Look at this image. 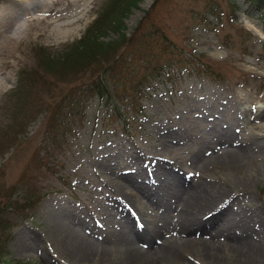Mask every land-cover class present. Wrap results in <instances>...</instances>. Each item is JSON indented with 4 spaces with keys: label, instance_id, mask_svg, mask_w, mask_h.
I'll return each mask as SVG.
<instances>
[{
    "label": "rangeland",
    "instance_id": "374dc122",
    "mask_svg": "<svg viewBox=\"0 0 264 264\" xmlns=\"http://www.w3.org/2000/svg\"><path fill=\"white\" fill-rule=\"evenodd\" d=\"M85 1L0 0V203L12 200L0 213V264H47L37 246L56 258L68 254L59 244L81 255L78 239L62 234L69 225L83 234L92 226L95 237L118 245L127 230L104 185L123 173L156 171L166 160L181 176L231 189L220 211L229 205L240 215L264 218V27L256 13L245 0H140L122 15L120 34L134 37L122 54L132 63L104 75L109 96L89 95L86 85L102 66H88L75 77L39 76L32 95L16 102L20 72L30 76L45 53L79 40L111 0ZM34 11L16 33L8 32L12 20ZM117 37L111 31L104 40ZM159 65V75L134 89ZM205 65L208 75L200 71ZM74 94L82 106L61 100ZM58 109L74 112L53 124ZM240 144L239 164L217 165L207 157ZM141 200L163 231L178 219L174 206L168 212ZM230 209L212 216L203 232H183L182 238L210 240L208 232L217 231V240L226 242V234L238 230ZM259 231L264 252V221ZM195 260L207 264L202 256Z\"/></svg>",
    "mask_w": 264,
    "mask_h": 264
},
{
    "label": "bare ground",
    "instance_id": "6f19581e",
    "mask_svg": "<svg viewBox=\"0 0 264 264\" xmlns=\"http://www.w3.org/2000/svg\"><path fill=\"white\" fill-rule=\"evenodd\" d=\"M88 1L90 0L84 4ZM37 13L31 12L28 17ZM24 18L25 16H22L20 19ZM246 26L255 29L249 21H246ZM56 30L58 34H67L70 31L61 28ZM241 152L240 144L233 151L216 152L207 157L213 164L226 163L233 166L235 163L239 164ZM196 162L198 166L205 164L204 161ZM118 165L119 163L114 164L113 169L116 170ZM172 165L169 160L162 161L156 171L142 168L123 173L113 180L115 183L111 181L104 185L106 189L109 187L114 205L120 208L123 225L127 230L124 241L109 246L106 241L94 236L92 226L89 227L90 232L86 234L80 231L76 233V229L71 225L65 226L62 234L65 238H77L82 254L68 249L69 246L59 244L60 253L64 254L66 251L68 254L56 258L45 248L37 246L39 250L41 249V255L46 263L96 264L99 261L98 264H197L195 259L202 256L206 258L207 264H264L261 245L263 237L259 231L260 222L264 221V218L252 213L247 214L245 211L246 214L240 215L233 208L230 209L229 205L220 211L228 204L231 189L207 183L195 174L184 173L181 176ZM198 166L195 168H199ZM141 197L144 201L150 202L148 207H170L166 211L171 212L174 206L173 211L178 219L176 218L166 231H163V227L156 224L152 215H146L147 207L142 205ZM151 201L155 204H151ZM227 209L233 213L238 230L226 234V242L217 240L215 236L220 234L217 231L208 232L212 237L210 240L192 241L182 238L183 232L196 233L198 230L203 232L212 216L225 213ZM218 210L219 212L215 213ZM211 213L212 215L207 217ZM144 219H147L146 223ZM174 225L178 226V230L171 231ZM158 235H161L162 242L157 238ZM138 241L143 245L139 246ZM188 254H192L193 257H189Z\"/></svg>",
    "mask_w": 264,
    "mask_h": 264
},
{
    "label": "trees",
    "instance_id": "16d2710c",
    "mask_svg": "<svg viewBox=\"0 0 264 264\" xmlns=\"http://www.w3.org/2000/svg\"><path fill=\"white\" fill-rule=\"evenodd\" d=\"M140 0H111L108 4V8L104 9L98 14L96 19L87 27L84 36L79 40L66 46L59 52L45 53V59L40 57L38 70H36L30 76L24 71L20 72L17 88L13 90L12 94L15 97V101H19L22 97H30L32 95V89L36 78L39 76L48 77L49 75H56L62 77H75L83 68L88 66L100 67L102 66L100 74L96 79L92 80L87 86V91L90 96H109L110 91L107 85V80L104 75L115 76L117 73H121L123 69L129 66L132 61L130 57L124 58L122 52L127 44H131L134 37L130 34L129 37H125L123 34L119 35L118 39L104 40L110 30L120 33V28L123 26L122 15L127 14L130 8L138 6ZM250 10L256 12V16L264 25V0H245ZM119 30V31H118ZM146 35H143V39ZM142 39V40H143ZM146 40V39H144ZM134 50H137V46H134ZM140 51L142 49L140 48ZM135 52H139L138 50ZM144 55V54H143ZM96 65V66H95ZM162 66H154L146 70L138 81L134 83V89L139 88L151 75H159ZM201 72H205L208 75V65L201 67ZM80 90V89H79ZM76 90V93L77 91ZM87 97V96H86ZM66 98L72 100L78 105L83 104L80 97L77 94L74 96H62L61 100ZM65 104V108H68L71 104ZM62 104H60L61 106ZM62 112L58 109L59 113L54 116L53 124L61 123V119L66 116V112L73 113L74 110L65 109ZM12 203L10 198L0 203V213L7 204ZM19 206L17 203L15 205ZM0 247V256H1Z\"/></svg>",
    "mask_w": 264,
    "mask_h": 264
}]
</instances>
